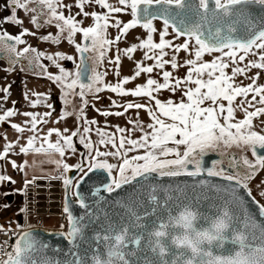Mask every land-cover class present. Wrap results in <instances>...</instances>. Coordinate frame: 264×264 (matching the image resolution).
<instances>
[{"label": "snow or ice", "instance_id": "obj_1", "mask_svg": "<svg viewBox=\"0 0 264 264\" xmlns=\"http://www.w3.org/2000/svg\"><path fill=\"white\" fill-rule=\"evenodd\" d=\"M31 4L39 5L41 10L37 11L35 7H30ZM92 4L107 9V13L101 14L96 11L89 13L84 10L85 5ZM73 6L79 11L66 17L63 9L70 10ZM250 6H259L264 11V0H116V4L110 3L109 0H75V5L62 4L61 0H6L5 7L11 8V14L3 17L0 24L22 25L23 21L18 18L17 10L23 9L25 12L33 13L31 22L38 28L45 24L51 25L55 21V27L60 33L67 32L70 43L78 32L83 34L84 40L89 41L83 45L75 44L81 59L76 63L74 71H68L58 63V60H74L73 56L62 52L46 56L59 72L47 73V77L63 90L65 104L71 103L69 96H79L86 105L88 102L83 99L86 95L91 94L99 99L97 94L107 89L122 96L148 97L150 101H154L156 111L151 105L142 103L130 102L124 105V112L132 108H147L151 117L152 123L147 125L150 131H144L138 121H130L143 132V135L136 139L126 135L117 138L115 134L97 128L96 133L100 137L98 145H111L114 151H101L98 146L94 147L86 135H81L79 127L67 135L64 134L69 132L67 128L63 133L57 128L49 129L39 146L36 145L38 136L36 134L29 136L27 144L19 147L20 153L55 152L64 157L67 149L75 154L73 137L76 136H79L84 147L89 149L87 164L83 161L76 165H69L63 160L54 161L58 167L63 168L59 178L63 180L66 190L73 186L77 189L72 195L76 197L79 207L84 210V215H73L69 204L65 203L64 213L67 215L68 225L67 231L61 235L68 242V254L72 259L56 261L46 254L36 259L34 254L44 252L48 246L31 231H24L19 234L15 243L10 245L12 248L10 252L4 250L9 246L8 241L0 242V264H264V223L249 218L247 212L242 217L232 211L228 201L222 207L213 205L212 207L216 209L214 212H201L198 207L199 197L195 198L194 203L193 199L180 189H177L179 195L173 196L169 188H160L158 191L156 185L148 186L150 191L146 201L139 197L132 200V194L128 197L130 202L117 201L125 209V213L117 219L113 220L106 212L103 213L106 223L99 230L93 231L89 238V248L83 253L80 251V245L86 238L85 218L89 219V223L100 219V213L94 208L100 201L89 204L79 191L91 173L99 171L107 173L108 182L103 183L102 187L111 194L124 185L133 184L134 181L140 183L137 178L146 181L152 174L176 176L186 173L189 176H196L205 170L204 157L209 152H219L223 156L225 153L222 148L228 149L233 146L247 148L255 157V163L249 161L247 156L237 160L233 155L229 160V167L238 168L241 164L245 166L248 170L246 174L244 176L239 173L228 174L223 168L219 171L214 170L222 163L221 160L212 161V167L206 169L209 175H222L229 181H236L242 188H248L247 181L252 179L256 171L264 168V155L260 154V150H264V129L256 131L253 126V118L264 114V85L257 84L260 73L249 77L251 83L246 86L235 83L237 76H246L252 68L264 70V15L252 16ZM118 13H129L132 19L123 23L112 15ZM44 15H47L48 19L41 23L40 18ZM76 16L84 18L91 16L94 23L83 27V19L77 20ZM157 20L162 21L160 29L155 26L154 22ZM109 26L118 29L115 39L106 38ZM137 26L146 30V39L136 37L139 43H133L123 50L117 48L115 59L108 62L116 65L117 76L121 51L131 59L133 52L144 49L143 59L153 60L154 63L144 66L138 61L133 76H126L115 84L105 83L103 78L107 72L99 71V67L108 48L121 40L129 29ZM155 33L159 34L158 43L153 39ZM23 35L35 36L36 33L30 32L27 28H23L19 35H10L9 32L0 30V42L14 41L16 44H23L25 42L21 38ZM169 35L172 38L166 39ZM181 37L184 38L182 43H173ZM37 39L59 43L60 36L49 33ZM166 49L172 50L170 59H164L168 56ZM8 51L14 53L17 58L24 57L29 52L35 53L36 60L46 55L32 47L17 51L11 44ZM181 51L193 57L185 59L183 65L177 59V54ZM88 52L95 55L88 57L85 55ZM205 53L220 55L212 61H204ZM250 55L257 59H250L241 67L240 64ZM89 59L92 60L91 67L88 65ZM31 63L30 60L29 64ZM168 64L172 69L187 66L186 76L174 78L172 72L163 71V83L149 76L146 83L137 85L134 89H125L124 85L129 80L139 77L141 73L151 74L155 68L163 70ZM230 66L232 71L231 75H228L226 69ZM173 79L174 83L171 82ZM188 84L195 86L181 87ZM9 88L10 85L0 90L7 93ZM162 89L173 93L181 92L180 101L168 99L162 102L153 95ZM249 93H253L251 100L247 99ZM237 97H244L240 104L236 105L245 114L244 118L239 120L235 119L236 107L233 106ZM3 99L6 100L7 96L5 95ZM206 101H210V104L203 106ZM221 101H227V107ZM40 102L38 96L31 103L35 106ZM254 102L262 106L255 107ZM111 104L115 105L116 101H111ZM47 107L51 108L52 105L48 104ZM249 108L254 110L250 111ZM124 112L104 111L101 114L121 116ZM51 114L24 112V116L30 117L25 121L26 126L30 125L27 130L35 133L37 125L47 123L45 117ZM15 115L17 112L14 109H7L0 115V122L7 121L9 117ZM68 115L73 113L65 111L61 118ZM83 117L84 109L81 107L77 118ZM96 123L94 119L84 120L85 125ZM11 127L20 133L26 130L19 124H12ZM91 130L90 127H83L84 134ZM117 131L123 134L127 130L117 127ZM53 133L57 136L54 143L48 141V137ZM4 139L7 137L4 136ZM169 144L174 147H170ZM12 147L13 143H6L0 152V159L5 158ZM141 149L142 153L139 151ZM134 152L137 154L128 155ZM173 156L174 158H169ZM109 157L116 158L119 162L110 163ZM11 163L13 168L25 167L17 165L15 161ZM189 165H193L194 170H189ZM71 168L77 169L80 174L75 178L65 175ZM3 181L15 183L11 177L0 174V182ZM32 182L25 180V188ZM100 190L97 188L92 195H98ZM159 192H163L162 197ZM261 195L264 196V192ZM67 199L69 197L66 193V201ZM256 203L260 214L264 216V205ZM63 227L64 225H61V228ZM9 231L10 228L5 229L0 225V232ZM226 242H230L234 247L225 248ZM130 245L134 247L130 249ZM138 252L145 255L138 257Z\"/></svg>", "mask_w": 264, "mask_h": 264}, {"label": "rangeland", "instance_id": "obj_2", "mask_svg": "<svg viewBox=\"0 0 264 264\" xmlns=\"http://www.w3.org/2000/svg\"><path fill=\"white\" fill-rule=\"evenodd\" d=\"M70 4L74 5L75 0H68ZM33 13L31 12H25L24 10H21V20L23 21V24L21 25V28H27L29 29L30 32L36 33V35H24L21 38L25 41L23 44H21L20 49L23 50L25 47H32L36 48L37 51L40 49L41 46L45 45H52L54 42L52 40L44 41V40H38L37 37L43 36V35H48L51 33L53 36L59 35L60 36V43H69L72 51H73V57L74 60H67L66 64L64 65V68L68 71H74L75 70V65L76 63L80 62L81 59V54L77 52L75 44L80 43V44H85L86 40L83 38L82 33H76L73 37V42L70 43L67 38V32L65 33H60L59 29L55 27V21L51 25L45 24L43 27L38 28L35 24L31 22V16ZM48 19V16L46 15V18H44L41 23H43L45 20ZM94 21L93 20H84L82 26L83 27H88L93 25ZM112 23V22H111ZM155 26L157 29H160L162 27V21H155ZM172 30L171 28L169 29V33H171ZM116 35H118V32L115 31ZM147 32L145 29H143L141 26H137L133 29H129L128 33L118 42L110 46L106 52L105 58L103 60V63L99 67V71H106L107 75L103 78L105 83H111L115 84L119 80H122L124 77L128 76L131 77L135 73V68H136V62H142L144 66H150L154 63L153 60H144V49H137L135 52L131 54V59H129L127 56L123 54L121 51L120 53V66H119V76L116 75L115 68L116 65L114 63H109L108 61L110 59L114 60L115 56L117 55L116 49L119 48L121 50L131 46L133 43H139V40L136 39V37H139L140 39H146ZM115 37L110 35V26L107 29V37L108 39H115ZM171 35L166 37V39H171ZM154 42L158 43L159 42V34L155 33L153 35ZM183 37H181L178 40H174L173 43H182L183 42ZM89 43V41H88ZM168 52V56H165L164 59H170L172 56V50L171 49H166ZM255 51V49H254ZM92 54V57L95 55L94 53L90 52ZM208 53H205L203 56L204 61L208 60H213L212 58H215L216 56L220 55V53H212L209 54L212 55V57H206L205 55ZM193 57L190 56L188 53H185L181 51L180 53L177 54V59L178 62L183 65V61L185 59H192ZM250 59H257V57L253 56H248L244 62L240 64L241 67L244 66V64L247 63L248 60ZM38 63L43 62V59L39 58V60H36ZM229 75H231L232 71V66L229 68ZM25 71H30L26 68H24ZM32 71H38V69L32 70ZM48 72L51 73H56L59 74L58 70L55 69H47ZM163 71H169L172 72L174 78H183L186 76L188 68L187 66H181L177 69H172L171 65H165V68L163 70L159 68H155L151 74L148 73H141L139 77H136L134 80H129L127 84L124 85L126 90L129 89H134L137 85H142L146 83L147 79L149 76L151 78L158 80L159 82L163 83ZM259 72L260 75L257 80L258 85H264V70L261 69H256L252 68L250 71L247 72L246 76H237L235 78V83L239 84L240 86H246L249 83H251V80L249 77L255 76L256 73ZM174 83V79L171 81ZM56 89H57V95H56V106L57 109L60 110L62 113L65 111L69 113H73V115H68L63 118L64 126L65 128L69 129L68 133H65V135L70 134L71 131H75L78 127L81 129V135H86L88 139L91 140L93 143L94 147H99L101 151H114L111 145H98L99 141V136L96 133V129L99 128L102 131H106L108 133H113L115 136L118 138L120 135H126L129 138L136 139L139 138L140 136L143 135V132L140 131V128L136 126L135 123H130V121L139 122L140 127L143 128L144 131H149L147 128V125L149 124V115H148V110L147 108H141V109H136L132 108L129 109L127 112H124V105L127 103H142L146 105H151L154 103V101H150L148 97H134L131 95L127 96H122L118 95L116 93L111 92L110 90H103L102 92L98 93L97 96H99V99H97L95 96L88 94L86 95L83 99L87 100V104L82 103V98L79 96H69L68 99L71 101V103L65 104L64 100V94L63 90L60 88V86L56 83ZM182 88L188 87V85H181ZM79 91V89H77ZM154 96H156L158 99H160L162 102L167 101L168 99L173 100L174 102H179L181 99V92L177 91L176 93H173L167 89H162L159 92L153 93ZM253 93H249L247 99L251 100ZM244 99V97H237L236 100L233 102V106L236 107V105H239V102ZM116 101L115 105L111 104V101ZM257 101H259V96H257ZM255 107H261L262 105L254 102ZM247 106V105H245ZM83 107L84 109V117L83 119H78L79 115V109ZM99 110V111H98ZM249 110H254V108H249ZM104 111L112 112L115 113L117 111L119 112H124L123 115L121 116H116V115H108L104 116L101 113ZM244 112L240 110V108L236 107L235 110V119H243L244 118ZM95 120L97 121L96 124H89L85 125L84 120ZM90 127L92 130L91 132L84 134L83 133V127ZM253 126L256 131H261V129H264V114L258 115V117L253 118ZM117 127L120 128H125L127 131L125 133H119L117 131ZM78 139L80 140V137L78 136ZM74 147L75 143L73 141ZM83 144V143H82ZM170 147H174V145L169 144ZM76 149V147H75ZM181 152L183 151V146L180 147ZM141 153L143 150H139ZM222 151L227 153L231 151H236V152H242L243 156H247L249 161L254 162L255 157L252 155L251 150L247 148H242V147H236L233 146L228 149H223ZM88 152L89 149H87V158H88ZM137 153H129L128 155H135ZM52 159V166L53 169H50V167L47 168L48 172L52 170V174L47 175L45 182L47 185H43L40 183L38 185L39 189L36 191V193H46L47 194V207L49 208L51 206V201L54 200V198L51 197L50 193H55L52 190V187L54 189H57L60 187V194L58 192V195H60V198L55 199L57 202L60 200V205L56 206V201L55 205L53 208L57 207L58 211L53 212L49 217H44L43 219L38 218V215L34 214H26V200H27V190L25 189V184L24 181L26 180L27 174L34 169H41L42 166L41 161L35 159L34 161L37 160L39 162V165L36 166H25L23 168H13L12 167V174L9 176L12 178V180L15 181V183H12L11 185V192L16 194V198L14 202H9L6 194L4 195L3 198H1L0 203L1 209L4 208L6 205L7 206H13L15 211L19 213V216L21 217V210H23V220H22V226L20 230H23L28 227H34V226H42L50 230H60L61 225L65 224L64 222V187L65 185L63 184V180L60 177V173L63 172V168L58 167L57 164L54 161L57 160H63V162L69 164V165H76L79 163V158H80V152L76 149L75 154L71 150L66 149V153L64 157H60L58 153L56 154H51L48 155ZM37 158V156L35 157ZM169 158H174L169 157ZM88 160V159H87ZM110 163H118L119 161L116 158L109 157L108 158ZM17 165H22L18 164ZM47 167V166H46ZM46 169V168H45ZM17 171V174L15 173ZM66 175V173H65ZM115 175V173H113ZM37 180V179H36ZM38 180L41 181L40 178ZM53 180V181H52ZM34 181V180H33ZM52 181V182H51ZM249 189L252 191V193L258 198V200L264 205V196L261 195L262 192H264V168H260L259 171H256L255 175L247 181ZM6 185H8V181H6ZM52 186V187H51ZM24 194V199L21 197ZM59 199V200H58ZM24 207V208H23ZM56 208L54 210H57ZM61 210V211H60Z\"/></svg>", "mask_w": 264, "mask_h": 264}, {"label": "water", "instance_id": "obj_3", "mask_svg": "<svg viewBox=\"0 0 264 264\" xmlns=\"http://www.w3.org/2000/svg\"><path fill=\"white\" fill-rule=\"evenodd\" d=\"M249 11L252 16L264 15V11L261 10L259 6H250ZM15 43L14 41H9ZM87 44V43H86ZM85 55L91 57L88 52ZM88 65L91 67V59L88 60ZM76 149L80 152L79 163L83 161L85 164L88 163L87 160V148L84 144L76 137L73 139ZM260 154L264 155V150H260ZM212 161H219L216 154L211 153L206 159V164H203L205 170L201 171L196 176H189L186 173H182L176 176H159L157 174H152L146 181L140 180V183L135 181L131 185H124L121 189H117L115 192L109 194L103 190V183L108 182L107 173L104 171L94 172L89 174L85 182L79 188L81 194L87 199L89 204H93L94 201H100L99 205H94V208L100 213L99 221L89 223V219L86 217L84 223L87 224L85 229V241L80 245V251L83 253L89 248V238L91 237L94 230H99L100 227L104 226L106 223L103 213H107L108 217L115 220L120 215L125 213V209L117 203V201L130 202L128 197L132 194L131 199L135 200L139 197L142 200L147 199L148 192L150 191L149 185L158 186V191L160 188H169L173 196L179 195L177 189L183 191L189 198L193 199L195 203V198L199 197V209L201 212H214L216 209L212 206L222 207L226 201L229 202V207L232 211L239 213L242 217L245 212H247L249 218L255 219L258 223H264V216L259 212V205H263L258 198L252 193L249 195V187L242 188L236 183V181H229L224 178V176L209 175L207 168L212 167ZM204 162V163H205ZM217 169V167L215 168ZM77 169L71 168L66 175L71 178H75L79 175ZM97 188H100L98 195L93 196L92 193L95 192ZM233 189L235 191L233 192ZM77 189L73 186L66 190L64 187V206L67 202L69 204L70 210L73 215L82 216L84 215V210L81 209L76 202V197L72 195ZM66 193L69 199L66 201ZM160 197L163 196V192H159ZM8 201L12 202L14 199V193L10 192L7 194ZM47 194L46 193H36L34 195H27L26 209L36 208L31 210V212H47ZM103 198V199H101ZM31 231L34 236H36L40 241L45 243L48 247L44 252H38L34 254L36 259H40L42 255H47L49 258L56 261H64L66 259H72L68 254L69 245L67 240L61 235L62 230H50L42 226L28 227L20 231ZM19 233V234H20ZM19 234L17 239L19 238ZM132 245L129 246L131 249ZM234 246L230 242L225 243V248H233ZM151 256L150 253H147ZM145 255L143 252H138L137 256L142 257Z\"/></svg>", "mask_w": 264, "mask_h": 264}, {"label": "crops", "instance_id": "obj_4", "mask_svg": "<svg viewBox=\"0 0 264 264\" xmlns=\"http://www.w3.org/2000/svg\"><path fill=\"white\" fill-rule=\"evenodd\" d=\"M110 3L116 4V0H109ZM62 4H70L68 0H61ZM6 1L0 0V20L3 19L5 16H9L11 12L9 13L8 7H5ZM75 5V4H74ZM30 7H35L37 11L40 9L39 5L31 4ZM21 10H17V16L19 19H21ZM85 11L91 13L92 11H96L98 13H107V9L101 8L99 5H85ZM65 16L69 15L70 13L75 15L79 9L75 6H73L70 10L63 9ZM116 19H119L123 23L128 22L132 19L131 15L129 13H118V14H112ZM46 18V15H44ZM77 20H93L91 16L84 18L82 16H76ZM94 21V20H93ZM114 22V21H110ZM122 26V24H121ZM28 28V27H27ZM0 30H5L9 32L10 35H19L22 32L21 25L15 26L14 24H0ZM118 32V29L115 27L110 26V35L115 37L116 33ZM24 36V35H23ZM44 52L46 55L45 57H42L46 60V64L44 65V69L38 70V71H25L24 68H20L17 66H11L7 65L4 61L0 60V89H3L4 87H8L10 85L9 91L7 93L0 90V115L4 113L7 109H14L17 112V115L9 117L7 121L0 122V152L3 151L4 146L6 143L11 142L13 143L12 149L9 151L7 156L3 159H0V174L10 176L12 172V161H15L18 164H22L28 167L39 165V162L37 160L41 161L42 166L41 169H34V171H30L29 174L26 176V180L28 181H37L38 178L41 179L38 180L39 182H45L46 176L50 175L54 172L52 170L48 172L47 168L52 166V159L48 155L56 154L55 152H46V153H35V152H29V153H20L19 147L21 145H26L27 140L29 136H32L36 134L38 136L36 145L39 146V144L42 142L43 138L47 136V133L49 129L57 128L62 133L65 129L63 118H61L62 112L57 109L56 106V95H57V87L56 82L48 79L47 69H55L58 70L53 64L52 61H49L46 56L47 55H53L56 52H62L66 55L73 56V51L69 43H54L52 45H45L41 46L38 52ZM213 55V54H212ZM212 55L209 56V54H206L205 56L212 57ZM214 59V58H212ZM69 61V60H68ZM212 61V60H208ZM67 60H58V63L64 67ZM66 69V68H65ZM104 72V71H103ZM226 73L229 75V69H226ZM56 74V73H52ZM206 78V77H205ZM193 84H188V87H194ZM25 93H27V96H25ZM38 94V95H34ZM7 96V99H3L4 96ZM39 96V99L41 100L40 103L36 104L35 106L32 105V101H35ZM46 97V99H45ZM184 100L187 101V98L184 97ZM15 102V103H13ZM225 104L227 107L228 102L227 101H221ZM238 103L239 100H238ZM51 104L52 107L48 108L47 105ZM210 104V101H206L203 106H208ZM154 111L155 109V103L151 104ZM24 112H32L37 113L39 115H43L45 112H51V116L45 117L47 120V123H40L37 125L36 132H32L27 130L30 125H25V121H28L30 117H26L23 115ZM226 114V113H225ZM163 118V117H162ZM223 123V121L221 120ZM149 123H152L151 117L149 116ZM12 124H19L21 127H25L26 130L23 133L15 131L11 125ZM150 131V129H149ZM65 134V133H64ZM4 136L7 137V139H4ZM57 139V136L55 133H53L50 137H48L49 142H55ZM177 139H179V136H177ZM19 141L17 144L16 141ZM46 147V145H45ZM37 156V158H35ZM37 159L36 161H34ZM46 168V169H45ZM50 169H53V167ZM17 174V171H15ZM35 178V179H34ZM37 179V180H36ZM11 185L12 183L8 181V185H6V181L0 182V197H4L5 193L9 194L11 192ZM26 189V188H25ZM6 194V196H7ZM24 199V194L21 196ZM16 194L14 193V199L12 202L15 201ZM10 202V201H9ZM2 205V203H1ZM24 208V207H23ZM23 210H21V217L19 216V213L15 211L13 206H8L4 208H0V225H2L4 228H17L20 229L22 226V220L24 218L23 216ZM20 225L18 228L17 225Z\"/></svg>", "mask_w": 264, "mask_h": 264}, {"label": "flooded vegetation", "instance_id": "obj_5", "mask_svg": "<svg viewBox=\"0 0 264 264\" xmlns=\"http://www.w3.org/2000/svg\"><path fill=\"white\" fill-rule=\"evenodd\" d=\"M40 10L41 9H39L38 11H40ZM8 11H9V13L11 12V8L10 7H8ZM44 17L45 16H42L40 18V21H42L44 19ZM86 43H88V41H86ZM10 44L14 45V47L16 48L17 51H23V50L20 49L21 44L11 43L9 41L0 42V60L4 61L7 65H11V66L13 65V66H17V67H20V68H26V69L31 70V71L35 70V69H38V70L44 69V65H47L46 64V60L43 59L42 57H40V58L43 59V62L38 63L36 61V59H34L35 53H32V52H29V53L25 54L24 57L17 58L14 53H11V52L8 51V46ZM91 57H92V54H91ZM30 60L32 61L31 64H29ZM91 66H92V60H91ZM101 72H103V71H101ZM77 138H78V136H77ZM73 139H74V137H73ZM211 153L216 154V156L218 157L219 161L222 160V163L217 165V169H214L216 171H219L221 168H223L224 171L226 173H228V174L239 173V175H241V176H244L246 174V172L248 171L247 168L245 166H243L242 164L238 168L229 167V160L231 159V157L233 155H235L236 159L240 160L243 157V155H242L243 153L242 152H240V153L236 152V151H231V152H227V153L224 152L225 155H223V156H221L219 152H209L204 157V162L206 161V159L208 158V156ZM253 163H255V161ZM204 164H206V162ZM188 168H189V170H194V166L193 165H189Z\"/></svg>", "mask_w": 264, "mask_h": 264}, {"label": "built area", "instance_id": "obj_6", "mask_svg": "<svg viewBox=\"0 0 264 264\" xmlns=\"http://www.w3.org/2000/svg\"><path fill=\"white\" fill-rule=\"evenodd\" d=\"M53 181V180H52ZM51 181V182H52ZM42 183L43 185H47L46 182H39L38 180L37 181H33L31 184H29L26 188L27 190V195H34L36 194V191H38L39 187L38 185ZM52 187V186H51ZM52 190L55 192V193H50L51 197L54 198V200L51 201V206L48 208V211L43 213V212H37V211H34V212H31V210L35 209V208H28V209H25L26 211V214H34V215H38L37 217L40 218V219H43L44 217H49L53 212H56L58 211L57 207H55L57 210H54L55 208H53V206L55 205V199L57 198H60L61 196L58 195V192L60 191V187L57 188V189H54L52 187ZM60 194V192H59ZM2 197H0V200H1ZM59 200V199H58ZM60 200L57 202L56 201V206L57 205H60ZM0 207H1V203H0ZM61 211V210H60ZM63 217H64V224L65 226L63 228H61L60 230L62 231H67V225H68V220H67V215L65 213H63ZM5 229H9V228H5ZM11 231L7 232V233H4V232H0V242H3L5 240L8 241V247H6L4 250L5 251H12V248L10 245L14 244L15 241L17 240V237H18V233L20 231V229H17V228H10ZM15 233V234H13Z\"/></svg>", "mask_w": 264, "mask_h": 264}, {"label": "trees", "instance_id": "obj_7", "mask_svg": "<svg viewBox=\"0 0 264 264\" xmlns=\"http://www.w3.org/2000/svg\"><path fill=\"white\" fill-rule=\"evenodd\" d=\"M20 231H21V230H20ZM20 231H19V233H20ZM19 233H18V234H19Z\"/></svg>", "mask_w": 264, "mask_h": 264}]
</instances>
